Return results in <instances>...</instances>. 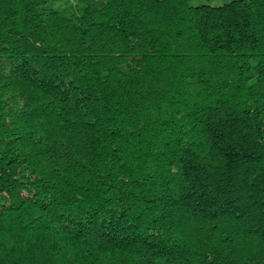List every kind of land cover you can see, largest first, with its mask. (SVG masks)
I'll return each instance as SVG.
<instances>
[{"label":"trees","instance_id":"trees-1","mask_svg":"<svg viewBox=\"0 0 264 264\" xmlns=\"http://www.w3.org/2000/svg\"><path fill=\"white\" fill-rule=\"evenodd\" d=\"M0 264H264V0H0Z\"/></svg>","mask_w":264,"mask_h":264},{"label":"rangeland","instance_id":"rangeland-1","mask_svg":"<svg viewBox=\"0 0 264 264\" xmlns=\"http://www.w3.org/2000/svg\"><path fill=\"white\" fill-rule=\"evenodd\" d=\"M220 2H213V3H211V4H219Z\"/></svg>","mask_w":264,"mask_h":264}]
</instances>
